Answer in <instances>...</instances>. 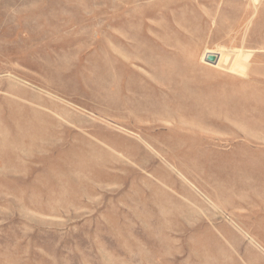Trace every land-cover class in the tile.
<instances>
[{"label":"rangeland","instance_id":"374dc122","mask_svg":"<svg viewBox=\"0 0 264 264\" xmlns=\"http://www.w3.org/2000/svg\"><path fill=\"white\" fill-rule=\"evenodd\" d=\"M263 2L0 0V264H264Z\"/></svg>","mask_w":264,"mask_h":264},{"label":"water","instance_id":"95a60500","mask_svg":"<svg viewBox=\"0 0 264 264\" xmlns=\"http://www.w3.org/2000/svg\"><path fill=\"white\" fill-rule=\"evenodd\" d=\"M207 61L213 63L215 60L208 58Z\"/></svg>","mask_w":264,"mask_h":264},{"label":"crops","instance_id":"0c3cea01","mask_svg":"<svg viewBox=\"0 0 264 264\" xmlns=\"http://www.w3.org/2000/svg\"><path fill=\"white\" fill-rule=\"evenodd\" d=\"M262 7H264V2L261 4V7L260 8H262Z\"/></svg>","mask_w":264,"mask_h":264}]
</instances>
